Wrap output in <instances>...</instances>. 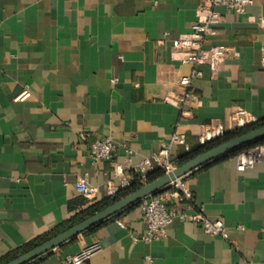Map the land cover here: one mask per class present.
<instances>
[{"label":"crops","instance_id":"crops-1","mask_svg":"<svg viewBox=\"0 0 264 264\" xmlns=\"http://www.w3.org/2000/svg\"><path fill=\"white\" fill-rule=\"evenodd\" d=\"M199 3L0 0V264L107 200L105 182L120 186L114 167L126 178L127 158L136 165L175 134L192 151L210 124L225 134L237 130L236 114L246 126L264 119V0H252L243 16L218 9L223 21L205 46H225L233 55L215 78L198 68L203 77L190 87L197 101L184 106V117L164 101L191 71L172 60V41L190 32ZM25 87L30 97L16 101ZM107 137L115 156L92 165L89 145ZM261 146L263 159L252 169L237 170L229 157L184 176L191 209L168 204L187 215L202 208L208 220L223 222L226 239L175 220L162 240L132 242L130 236L145 234L133 205L29 264H58L93 242L101 250L84 264H264ZM186 153L176 147L171 160ZM83 175L97 188L93 200L75 190Z\"/></svg>","mask_w":264,"mask_h":264},{"label":"built area","instance_id":"built-area-1","mask_svg":"<svg viewBox=\"0 0 264 264\" xmlns=\"http://www.w3.org/2000/svg\"><path fill=\"white\" fill-rule=\"evenodd\" d=\"M252 0H200L196 13V21L190 27V32L177 36L172 41L171 58L191 68L188 75L180 76L177 79L179 91L169 93L164 101L175 105L184 117V106L195 103L197 97L194 96L190 87L194 80L201 79L202 73L198 70L200 66H206L210 71L211 78L218 74L219 66L222 62L233 55L231 48L225 46H205L207 37L215 33L214 27L223 21V16L218 12L221 8L234 16H243ZM165 35H168L166 33ZM264 62V60H263ZM113 84L116 80L111 81ZM30 97V91L25 87L22 92L15 98L16 101H24ZM236 128L240 129L246 126L244 118L236 114ZM225 135L222 126L218 123L210 124L205 127L198 137V145L204 146ZM86 140L87 136H81ZM176 147H183L186 152L189 148L184 143L180 135H173L168 141L161 144L160 149L151 157L133 165L127 158L125 160L128 176L124 178V170L120 165L114 167L116 176L122 178L120 186L116 187L110 180L105 182L106 194L108 197L115 196L118 192L130 187L134 176L139 178L140 182H146L147 176L159 170L163 175L171 173L176 166L171 160V151ZM116 145L110 137L93 141L89 145L88 158L92 165L102 162H109L115 156ZM127 155L131 154L130 150L126 151ZM263 148L257 145L240 152L236 158V169L239 171L252 169L255 164L262 161ZM76 192L84 199L93 200L97 196V188L88 183L86 175L80 176L75 182ZM184 203L186 209L193 207V198L184 180V176L171 181L160 192L155 195L142 199L138 203V210L142 216V222L145 226V234L139 237L130 236L132 242L143 241H160L166 236L167 228L175 221H190L198 224L202 231L209 236L227 238L224 224L221 220L210 221L203 215V209L193 215L179 213L168 206L170 201ZM238 229L242 230L239 226ZM101 250L99 242L85 246L79 252L62 258L58 264H84L89 261L95 254ZM147 261H149L147 259Z\"/></svg>","mask_w":264,"mask_h":264},{"label":"water","instance_id":"water-1","mask_svg":"<svg viewBox=\"0 0 264 264\" xmlns=\"http://www.w3.org/2000/svg\"><path fill=\"white\" fill-rule=\"evenodd\" d=\"M264 138V126L255 129L246 134L235 137L197 157L189 162L176 167L171 173L162 175L158 179L147 183L130 195L122 198L116 203L108 206L92 215L91 217L83 220L82 222L72 226L66 231L46 240L42 244L34 247L28 252L18 256L12 261L6 264H29L41 256L51 252L55 248L62 246L63 244L73 240L78 235L90 230L91 228L103 223L104 221L112 218L123 210L139 203L142 199L155 195L160 192L171 181L186 176L192 171L202 167L203 165L210 163L217 158L226 155L234 150L251 144L255 141Z\"/></svg>","mask_w":264,"mask_h":264},{"label":"trees","instance_id":"trees-1","mask_svg":"<svg viewBox=\"0 0 264 264\" xmlns=\"http://www.w3.org/2000/svg\"><path fill=\"white\" fill-rule=\"evenodd\" d=\"M264 126V119L256 122L255 124L249 125V126H245L243 128L237 129L232 133H227L225 134L223 137L214 140L204 146H199L196 149L187 152L186 154H184L183 156H180L179 158L172 160V162L174 163V165L176 167H179L187 162H189L190 160L194 159L195 157L235 138L238 137L240 135L246 134L248 132H251L255 129H258L260 127ZM264 139L255 141L251 144H248L244 147L238 148L236 150H234L233 152H230L226 155H223L219 158H217L215 161L218 160H222L224 158H229V157H236L240 152L249 149L251 147L257 146V145H261L263 143ZM163 175L162 172H160L159 170H155L153 172H151L147 178H146V183H150L156 179H158L159 177H161ZM142 185L139 183V179L137 178V176H134V180L133 182H131V185L128 189L123 190L118 192L115 196L113 197H109L107 200L97 203V204H93L91 205L87 210H85L84 212L76 215L72 220L66 222L65 224H63L60 228H58L55 232H53L50 236H44L42 238H39L37 240H35L34 242L28 244L27 246H25L21 251L9 256L7 259H5L3 262H1V264H5L13 259H15L16 257H18L19 255H22L26 252H28L29 250L33 249L34 247L42 244L43 242H45L46 240L50 239L51 237H54L64 231H66L67 229L71 228L72 226L82 222L83 220L91 217L92 215H94L95 213L102 211L103 209L107 208L108 206L116 203L117 201L121 200L122 198L130 195L131 193L135 192L136 190H138L139 188H141ZM135 205H138L135 204Z\"/></svg>","mask_w":264,"mask_h":264}]
</instances>
